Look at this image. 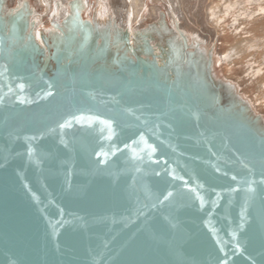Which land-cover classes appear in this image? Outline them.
Masks as SVG:
<instances>
[{"label":"water","instance_id":"95a60500","mask_svg":"<svg viewBox=\"0 0 264 264\" xmlns=\"http://www.w3.org/2000/svg\"><path fill=\"white\" fill-rule=\"evenodd\" d=\"M18 43L0 35V264H264L243 113L156 62L53 48L44 69Z\"/></svg>","mask_w":264,"mask_h":264},{"label":"rangeland","instance_id":"374dc122","mask_svg":"<svg viewBox=\"0 0 264 264\" xmlns=\"http://www.w3.org/2000/svg\"><path fill=\"white\" fill-rule=\"evenodd\" d=\"M157 1L159 0H139L135 3L138 7L137 9L135 6L132 7L135 13L134 20L131 21L133 30L130 37L125 38L126 35L128 36L126 31L129 23L130 2L129 0H110L112 19L109 28L115 37L105 64L111 65L113 57L135 60L153 55L151 48L147 47H151L150 43L153 40L163 51L164 56H162L167 57L166 60L170 63L171 68L162 67L163 74L167 75V72L173 74L174 71L177 85H182L188 80L206 84L216 100L227 102L232 108V102L235 103L237 108L233 109L243 113L256 125L258 132L264 135V0ZM20 2L21 0L4 1L6 18L9 19L10 15L17 13ZM77 2L84 4L80 14L84 26L95 27L94 15L98 5L97 0H62L64 9L61 12L62 15L55 11L57 6L55 2H51V6L47 7L42 5L40 0H25L27 5L23 3V6L29 9L24 11L27 25H21L22 34L30 33L31 35L33 29L38 27L46 36L48 47L52 52L55 47L48 33L51 31L59 33L66 40L62 24H65L69 16L74 17L72 6ZM232 2H235L234 7ZM142 5L147 7L144 12L141 11ZM154 7H158L160 12L158 20L150 17ZM31 20L36 21L35 24L30 23ZM255 26L259 30L254 28ZM253 29H256L257 33ZM141 36L148 40V43L146 42L147 44H143L145 46L142 47L138 43ZM255 39L257 42L253 41ZM17 43L19 47L24 48L22 40L16 39ZM39 47L43 50L45 61V49L42 46ZM233 48L238 50V53L235 51L232 65L219 64L220 56L227 55ZM66 55L70 59L76 54L67 50ZM189 69L193 71H187ZM192 72L194 73L191 74Z\"/></svg>","mask_w":264,"mask_h":264},{"label":"bare ground","instance_id":"6f19581e","mask_svg":"<svg viewBox=\"0 0 264 264\" xmlns=\"http://www.w3.org/2000/svg\"><path fill=\"white\" fill-rule=\"evenodd\" d=\"M4 1L5 0H0V35H2L3 38H5L6 43L7 42L10 43V41H12V39L22 40L24 42V48L23 49H25V51H26V49H28L30 44L31 45L36 44L38 46H42L46 52V58H45V63H44V67H43L44 69H46V67L48 65L52 64V61H51V56H52L51 53L52 52L47 45L46 36L43 35V31L37 27L36 29H33L32 32L30 31L31 35H30V33H28V35L22 34L23 27L21 25H25V24L27 25L25 17H24V11H25V9H29V7L23 6L24 5L23 3H25V0L24 1L21 0L20 9L18 11H16L17 12L16 14L10 15L9 19L6 18V12L4 9V7H5ZM159 1H157V2H159ZM51 2L56 3L55 5H57V6L55 7V11H57V12H59V14H61V12L64 10L62 7V0H53V1L52 0H40V3L42 5H46L47 7L51 6ZM109 2H110V0H97L98 5H97V8L95 9V15H94L95 27L84 26V24L81 21V16H80L82 10L84 9V4L82 2H77L72 6V12L74 14V17L69 16L66 19L65 24H62V28L64 30L66 40L59 33H55L53 31L48 33V35L51 36V40L54 43L55 49L57 51H64L66 60H69L67 58V55H66L67 50H69L73 54H76L77 52H86V53L91 52L92 53L95 50V52H97V51L101 52L102 51L103 54L106 53L108 55L109 50L111 48V44L113 43L112 41L115 37L109 28V24H110L111 19H112L111 14H110V8L111 7H110ZM129 2H130V10H129V15H128V22L129 23H128V28L126 31V32H128V36L126 35L125 38H129L130 34L133 30L132 25H131L132 24L131 21L134 20L133 18H134L135 13L132 10V7L135 6L137 9L138 6H136L135 3H138L139 0H129ZM58 3H59V5H58ZM232 3H233L232 5L234 7L235 2H232ZM25 4L27 5V3H25ZM230 5L231 4H228V6H230ZM232 5H231V7H232ZM60 6H61V8H60ZM146 8H147L146 5H145V7L142 5L141 11L144 12L146 10ZM157 8L158 7H154L152 9V13L150 14V17H152L153 20H158L160 18V12ZM174 11H175V9H174ZM263 11H264V9H263ZM251 15H253V14H251ZM22 16H23V20H22ZM92 17H93V15H92ZM119 19H120V17H119ZM249 19L251 20V18H249ZM35 22L36 21H34V22L32 21L30 23L35 24ZM178 25H179V23H178ZM179 27H181V26H179ZM254 28H257V26H255ZM253 30H256V29H253ZM257 30H259V29L257 28ZM257 30H256V33H257ZM181 32H182V34H184L183 31H181ZM46 34H47V31H46ZM253 41H256V39ZM146 42L148 43V40L146 39V37L141 36L138 39V43H140V45H139L140 47L145 46L143 44H147ZM259 43H260V41H259ZM150 44H151V47H149V46H147V47L151 48V53L153 55H148L147 57H139L138 59H140L142 62H146V63L156 62L158 64V67H159L158 69H160L159 71H160V75L162 76V78H164V80L169 81L174 86L177 85L176 84V77L174 75V71H173V74L171 72L170 73L167 72L168 73L167 75L162 73V67H164V66L170 67L169 66L170 63H168V60H166L167 57H163L164 56L163 55L164 53H162L163 51L160 50L159 47H157V45L155 44V42L153 40L151 41ZM253 45H255V44H253ZM235 51H236V53H238V50L233 48L232 51L230 53H228L227 55H225V56L221 55L220 56L221 58H220L218 63L219 64L222 63L223 66L224 65L225 66L232 65L233 55L236 54ZM161 56H162V58H160ZM166 69H169V68H166ZM256 74H259V73H256ZM232 105H233L234 109L237 108L235 103L232 102Z\"/></svg>","mask_w":264,"mask_h":264},{"label":"snow or ice","instance_id":"6c2138e0","mask_svg":"<svg viewBox=\"0 0 264 264\" xmlns=\"http://www.w3.org/2000/svg\"><path fill=\"white\" fill-rule=\"evenodd\" d=\"M169 195H171V194H169Z\"/></svg>","mask_w":264,"mask_h":264}]
</instances>
